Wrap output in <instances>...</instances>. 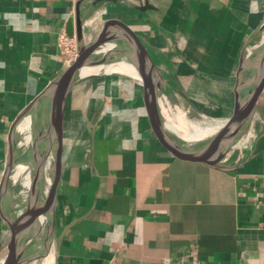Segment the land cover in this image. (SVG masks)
<instances>
[{
  "label": "crops",
  "instance_id": "1",
  "mask_svg": "<svg viewBox=\"0 0 264 264\" xmlns=\"http://www.w3.org/2000/svg\"><path fill=\"white\" fill-rule=\"evenodd\" d=\"M79 1L86 41L107 18L125 21L155 63L157 96L186 113L226 111L221 126L241 50L264 17V0H0V183L12 120L69 63L59 39H76L67 26ZM128 77L108 82L112 103L93 89L75 103L81 77L69 94L53 248L42 264H264V90L246 132L210 165L157 143L142 86ZM161 120L156 131L168 136ZM9 237L0 212V259Z\"/></svg>",
  "mask_w": 264,
  "mask_h": 264
},
{
  "label": "water",
  "instance_id": "2",
  "mask_svg": "<svg viewBox=\"0 0 264 264\" xmlns=\"http://www.w3.org/2000/svg\"><path fill=\"white\" fill-rule=\"evenodd\" d=\"M80 2L75 9V28L73 24L69 23L67 30L69 34H74L78 43V53L74 60L67 64L12 120L8 132L9 149L7 154L6 167L0 183V212L3 214L10 231V237L6 246V253L0 259V264H24L30 262L35 258L31 255V251L40 242L41 235L34 234L33 230L39 225V217H42L48 229H53L54 211L57 197V188L61 177L62 159H63V124L64 115L69 94L81 77L80 72L85 65L87 59L111 40H107L105 35L114 31L116 36H123L130 44L132 59L135 67L140 75L135 78L136 89L142 86L143 103L146 110V115L149 122L151 134L157 143L172 156L186 161L204 162L210 165H217L220 157L230 148L237 136L241 121L249 117V122L254 113L257 101L264 90V72L258 82L252 87V101L248 107L243 106V89L248 84V81L243 77V70L245 68V60L248 52L253 48L259 40L264 38V17L255 31L245 42L241 54L239 66L236 74V81L234 87V103L231 116L228 120L215 132L210 138L209 142L198 149H180L175 139L168 136H160L156 131L159 126L156 121L157 117V94L155 71L156 66L150 55V52L144 41L133 30V28L125 21L119 18H107L98 34L89 40H85L83 34V24L81 18ZM145 75H149L146 78ZM154 82V84L152 83ZM50 93V94H49ZM49 94V109L46 112L44 131L47 135L51 133L55 136V156L53 157L51 150L47 152L46 159L53 161V177L49 186L47 198L40 216L37 218L35 214L21 216L15 220L10 221L5 215V199L8 193L9 180L13 171L15 157H14V143L13 133L16 123L24 116L27 111L41 100L45 95ZM131 103H136L135 94L132 95ZM242 121V122H243ZM28 223L30 232L27 233L23 240L18 239V233L24 223Z\"/></svg>",
  "mask_w": 264,
  "mask_h": 264
},
{
  "label": "bare ground",
  "instance_id": "3",
  "mask_svg": "<svg viewBox=\"0 0 264 264\" xmlns=\"http://www.w3.org/2000/svg\"><path fill=\"white\" fill-rule=\"evenodd\" d=\"M115 36L116 33L114 31H110L105 35V38L111 41L87 59L80 72L81 78L103 74L107 75L114 72H119L135 78L140 77L132 59L129 42L123 36H117L116 38ZM263 72L264 38L262 37L259 42L250 49L245 60L243 77L248 81V84H246L243 89L244 108L248 107L251 103L253 97L252 87L258 82ZM145 77L149 78V75H145ZM118 81L119 80H114V83H119ZM152 84H154V82ZM49 94L45 95L39 102L33 105L15 125V130H18L20 135L17 138L13 135V141L21 145L22 150L19 159L16 160L14 154L15 162L11 173V178L14 181V189L12 192L8 191L5 199V201H7L5 212L10 221H15L19 215L21 216V214L17 212L19 201L23 202L25 208V214L22 216H26L29 213L35 214L38 218L47 198L51 177L49 172H46L45 166L47 157L45 154L51 150L52 142L55 137L53 133L47 135L44 131L46 112L50 108L48 106L50 100ZM159 105L165 117V123L161 120L158 107L156 111L157 116L163 123V128L170 138L177 141L175 145L183 150L198 149L206 145L221 126L220 124H213L204 127L200 124L189 123V126L192 127V131L188 132L184 127L187 125L186 123L182 125L173 120L165 96L159 98ZM171 121H173L179 133L189 139L192 146H189L186 140L179 136V133L174 134L166 127V123L169 124ZM242 121L237 136H241L246 132V128L249 124V117L243 122ZM39 218V225L33 230V233L41 235V240L35 246V250L33 249L31 251L33 257H39L44 253L47 255L53 248V229H48L45 222L42 220L43 218ZM30 228L28 223L25 222L23 224L18 233V239L20 241L30 232ZM24 264H30V262L28 261Z\"/></svg>",
  "mask_w": 264,
  "mask_h": 264
},
{
  "label": "rangeland",
  "instance_id": "4",
  "mask_svg": "<svg viewBox=\"0 0 264 264\" xmlns=\"http://www.w3.org/2000/svg\"><path fill=\"white\" fill-rule=\"evenodd\" d=\"M112 80H119V81H123V82H129V77L126 74H122L119 72H114L111 74H107V75H98V76H91L88 78H82L81 80H79V82L76 85V88L74 90V97H73V101L76 103L81 104V106L85 103V101L87 100L88 96H87V92L88 90H94L95 92H99L100 90H103V97L101 96L99 98V103L102 101L101 99L104 98L105 99V103H112L114 101V97L111 96L110 94H108V90L107 85L108 82L112 81ZM114 82V81H113ZM101 92V91H100ZM120 95H117L116 97H120ZM158 98V102H159V98H161V96H157ZM101 100V101H100ZM98 101V100H97ZM98 102H96L97 104ZM174 102H172L171 104H168V108L170 111V115L172 116L173 120L175 122H178L182 125H184L185 123L187 125H185L184 127L186 128V130L192 131V127L189 126V123H196V124H200L201 126H210L213 124H216L217 121H222L223 119H225V117L227 116V112H223V111H216V110H211V111H207V112H190V113H186L185 111L181 110V111H177L175 108V105L173 104ZM203 113V115H201ZM205 113V114H204ZM214 114L215 116L220 117V119L218 118H212L211 114ZM188 121V122H187ZM192 121V122H191ZM14 137H18L20 135V132L18 130L14 129V133H13ZM210 136V135H208ZM14 154L16 157V160L19 159L21 157V150L22 147L19 144H16V142H14ZM55 137L53 139L52 142V146H51V152L53 157L55 156ZM46 172H49V175L52 179L53 177V161L51 162V159L47 160L46 163ZM14 181L12 180V178L9 180V186H8V191L12 192V190L14 189ZM7 202V201H6ZM5 202V207L7 206ZM35 250V249H34ZM49 256V253L46 255L45 253L40 255L39 257H35L33 259H31L30 264H42L43 262H47L46 259H43L44 257L47 258Z\"/></svg>",
  "mask_w": 264,
  "mask_h": 264
},
{
  "label": "built area",
  "instance_id": "5",
  "mask_svg": "<svg viewBox=\"0 0 264 264\" xmlns=\"http://www.w3.org/2000/svg\"><path fill=\"white\" fill-rule=\"evenodd\" d=\"M63 53L66 55L68 62L75 59L78 53V44L74 37H69L65 32H62L59 39Z\"/></svg>",
  "mask_w": 264,
  "mask_h": 264
}]
</instances>
